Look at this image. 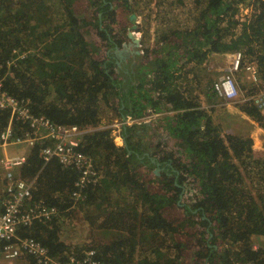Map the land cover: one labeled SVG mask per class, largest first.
<instances>
[{"label":"trees","instance_id":"16d2710c","mask_svg":"<svg viewBox=\"0 0 264 264\" xmlns=\"http://www.w3.org/2000/svg\"><path fill=\"white\" fill-rule=\"evenodd\" d=\"M128 1L0 0L3 88L28 98L31 111L55 125L94 128L78 150L92 159L101 177L81 189L77 205L106 240L66 247L57 235L56 214L21 227L19 234L36 239L52 257L67 249L80 258L93 250L101 264H134L136 254L144 259L141 264H264V247H254L251 239L264 236V153L254 154L251 137L223 135L213 124L199 101V92L206 91L195 71L207 57L236 51L241 66L256 65L264 86V0H155L154 11L148 8L151 0ZM116 4L123 15L129 11L132 23L141 16L135 26L144 47L130 73H122L106 51L122 37ZM240 4L250 6L244 22L236 17ZM86 17L92 20V43L81 24ZM101 49L97 58L95 50ZM237 108L264 129V116L251 100ZM150 110L169 112L164 117L171 146L153 147L146 124H136ZM111 114L137 121L125 127L126 145H115L111 128L99 127ZM9 116L0 109V131ZM11 127L13 137L30 131L14 119ZM45 144L27 147L18 174L33 182V200L61 212L73 202L79 172L56 159L44 163ZM155 166L158 175L147 171ZM100 202L105 209L99 214ZM142 228L164 241L150 252L137 251L134 241Z\"/></svg>","mask_w":264,"mask_h":264},{"label":"built area","instance_id":"2783aa9c","mask_svg":"<svg viewBox=\"0 0 264 264\" xmlns=\"http://www.w3.org/2000/svg\"><path fill=\"white\" fill-rule=\"evenodd\" d=\"M24 55L25 52L18 57L22 58ZM232 57L224 73L210 84L215 96L224 103L235 101L240 93L234 73L241 67L242 54L236 52ZM10 64H13V61H9L8 65ZM243 68L254 83L260 81L253 62L245 63ZM248 100H251L264 116V88ZM28 104V99L12 96L3 88V76L0 74V109L7 110L10 114L7 126L0 131V169L3 181L0 189V250L7 260L33 255L38 262L42 258L43 264H56L53 261L50 263L49 258L39 255L45 254L50 257L44 245L33 237L21 236L19 230L21 227H30L36 219H48L59 210L47 206L42 200L32 199V181L27 182L18 174V168L26 159L25 155L7 156L4 150L9 144L25 143L29 146L35 142H46L40 151L44 163L56 159L59 163L74 167L79 172V178L75 182L77 190L73 193L75 200L81 197L82 188L99 181L100 174L92 159L78 150L82 137L88 133L85 128L75 125H54L43 115L32 113ZM149 113L148 117L160 113L164 116L167 112L150 110ZM12 119L25 123L30 131L22 138L13 137ZM125 122H131L129 116L120 123ZM254 247L258 246L254 244ZM93 254L94 251L90 250L83 257L73 256L67 264H101L95 257L93 258Z\"/></svg>","mask_w":264,"mask_h":264},{"label":"rangeland","instance_id":"374dc122","mask_svg":"<svg viewBox=\"0 0 264 264\" xmlns=\"http://www.w3.org/2000/svg\"><path fill=\"white\" fill-rule=\"evenodd\" d=\"M152 2L150 3V5L148 6L149 10L154 11V7H155V0H151ZM128 3H131V0L128 1ZM117 5V4H116ZM115 7L112 5V8H116L117 9V13H116V19H117V26L120 28L121 27V35L122 37L125 36V32L127 31L126 28H128L129 30H132L135 34V36L139 37L140 42H139V46L138 47H134L135 49L139 50L140 52L136 55H134L133 57H131L130 59H128L129 61H127L126 64H122L123 68H122V73H125V71L127 72H131V65L133 64V69H135V66H137V60L139 58V54L142 53L141 50L143 49L144 45L142 42V33L141 31L137 30V27L135 26V24L140 23L141 21V16L140 15H136V19L135 22L132 23L131 22V16L129 11L127 10L126 14L123 15L122 12H118V8L119 10L123 11L122 6L120 7V5H117ZM239 11L236 14V17L239 19V21L244 22L246 20V17L248 16L249 12H250V6L247 5H239ZM82 8L77 9L76 12L77 13H81L82 12ZM92 20H89V17L86 18H82L81 20V24H83V26H85V28L87 29V39L89 41V43H92L95 40V35L93 30L89 29L88 26V22H90ZM133 27V28H132ZM121 37V38H122ZM49 38H47L48 40ZM149 46L151 47V49H153L154 42H153V34H149ZM230 49L232 48L231 46V42H230ZM109 49L111 50H106V51H113L112 47H109ZM96 51V57L97 58H101L100 54L102 52V49L99 50H95ZM23 52H20L19 54H21ZM236 53V51L232 52L229 51L228 53L225 54H216L218 55L217 57L212 58L214 55H212L210 58L207 57V59L204 60V62L202 64H200L197 68H196V74L198 75V77L200 78V81L202 83L203 89L205 88L206 91V95H204L201 91L199 92L198 96H199V101L201 103V106L206 108L209 113V116L212 119L213 124L218 125L221 133L223 135H225L226 133H243V131H246V133H250L255 137H260V135H262L264 133L263 128L259 125L256 124L259 128L256 127H251L248 118H246L245 116H241L244 114H240L238 113L237 110V104L239 103H243L244 102V98L246 100H248L251 96L255 95L256 93H258L260 90H262L264 88V86L261 85V82H257L254 83L251 79L249 74L247 73L246 70H244L243 65L245 63H249V62H245L244 64H242V66L240 67V69L234 73L238 88H239V96L237 97V99L235 101L229 102V103H224L222 100H220L219 98H217L214 94H212L211 90H210V84L216 80L220 75H222L225 71V69L227 68L228 64L232 61L233 59V54ZM131 61H133V63H131ZM116 69V68H115ZM52 72V70L50 69L49 72ZM118 74V71L116 72ZM118 78H121L120 75L117 76ZM242 83L244 85V88L241 87ZM28 99V98H25ZM29 100V99H28ZM245 100V101H246ZM29 105V104H28ZM30 108V107H29ZM31 110V109H30ZM32 112V111H31ZM33 113V112H32ZM44 116V115H43ZM130 117L131 122L129 123H120L122 120H126L127 117ZM163 116L162 113H160L159 115H152L150 117H148V115H146L143 121L141 122H137L136 120L132 119L130 115H126L124 118H113L112 114L110 117H105L104 120L102 121V123L99 125V127H109L111 128V138L112 141L115 143V145L117 146H122L124 144V130L126 126H129L135 122H137L136 124L138 125L139 123L142 124H146V127H144V131L147 130L150 132L149 129V124H153L154 125V133H152V137H154L153 139V147L159 146V149L164 145V144H168L169 146H171L172 144V137L170 134V130L169 127H167V123L168 121L166 119H162L161 117ZM247 116V115H246ZM45 117V116H44ZM249 117V116H248ZM157 118L158 121H155L153 119ZM48 119V118H47ZM153 120V121H152ZM50 121V120H49ZM255 122V120H253ZM51 122V121H50ZM52 123V122H51ZM118 123H120L118 125ZM55 125V124H54ZM92 129H94L93 127H88L85 128V130H87L88 132L91 131ZM263 132H261V130ZM262 133V134H261ZM262 138H264L263 136H261ZM264 139H262L263 141ZM264 143V142H263ZM252 146H254L255 149V153L257 155L263 154L264 151H262V149L260 147H263L262 145H258L257 147L252 144ZM27 145L25 143H16V144H9L6 149L4 150V152L6 153L7 156H15V155H25L26 154V150H27ZM262 152V153H261ZM152 168V167H151ZM155 167H153L152 169L147 170L148 172H153ZM161 169H158V173ZM100 174V172H99ZM158 175V174H155ZM101 177V174H100ZM100 181V178H99ZM29 182V181H27ZM96 184V183H95ZM3 186V181H2V173H1V169H0V189H2ZM88 187V186H86ZM85 187V188H86ZM110 187H113V190H117V188L111 184ZM32 189H33V182H32ZM108 189H105V191H108ZM75 197L71 196V199H73L72 204L67 207L66 210L63 211H57L56 215V227L58 229L57 231V235L59 236V239L66 245H70L73 248H76L78 246L81 245H86L87 243H90L92 240H102L105 241L106 239L101 238L100 236V232L96 229L93 228L91 226H89L86 222V218L84 215V212L82 209H80L77 205V200L74 199ZM109 201V199H108ZM101 202H105V200H102ZM100 204L97 206L98 210H101L100 213L104 212L105 208H102L103 205ZM106 213V210H105ZM19 236V235H18ZM31 237V236H28ZM36 240V239H35ZM37 241V240H36ZM164 241V239L159 235V234H155L154 232L150 231L147 228H142L141 230H139L138 236L135 239V245H136V250H140L142 247L143 251L146 252H150L152 246H160L161 243ZM40 243V242H39ZM264 246V243H262ZM255 245L258 246L257 242H255ZM85 248V247H84ZM84 248H82L81 253L83 252ZM48 250V249H47ZM141 254V252H137ZM48 255L51 257L46 256L45 254L40 256L42 257H46L49 258V262L51 263L52 261L56 264H67V262L70 260L71 257H73L72 255L76 254V251H68L67 249L64 252H60L58 253V256L56 257H52L49 253V251H47ZM21 261H23L24 263H29L31 258L28 257V255H23L21 257H18ZM0 259H4L6 261H11V260H7L3 257L2 252L0 250ZM34 261H32V263L30 262V264H43V259L40 258L39 262L36 261V258L34 257ZM136 261L134 264H141V262H145L143 258L139 259V256L136 254ZM17 260V259H14ZM29 261V262H28ZM12 262V261H11Z\"/></svg>","mask_w":264,"mask_h":264},{"label":"crops","instance_id":"0c3cea01","mask_svg":"<svg viewBox=\"0 0 264 264\" xmlns=\"http://www.w3.org/2000/svg\"><path fill=\"white\" fill-rule=\"evenodd\" d=\"M218 55H215V56H213L212 58H214V57H217ZM237 110H238V113H240V114H244L243 112H241V111H239V109L237 108ZM165 116V115H164ZM164 116H162L161 118L162 119H165V117ZM241 116H245L246 118H248V120H249V123L250 122H252V124L253 125H251V123H250V125H251V127H256V128H259L256 124H258L257 123V121H253V119L251 118V117H248V116H246L245 114L244 115H241ZM154 120V122L155 121H158L157 120V118H155V119H153ZM152 120V121H153ZM261 130V129H260ZM264 130V129H263ZM261 132H263L262 130H261ZM232 133H234V132H232ZM235 134H240V135H245V136H249V137H251L252 138V140H253V145H254V143H255V146L257 147L258 145H262L263 144V147H260L261 149H262V151H264V140L262 141V139H264V138H262L261 136H263L264 137V133L262 134V135H260V137H255V139H254V136L252 135V134H250V133H246V131H243V133H235ZM253 147V151H254V154L255 155H257L256 153H255V149H254V146H252ZM262 153V152H261ZM261 155V154H260ZM251 239H252V242H253V244H255V242H257V244H258V246L260 245L261 247H264L263 246V244L262 243H264V236L263 235H253V236H251ZM29 262V261H28ZM0 264H30V262L29 263H24L23 261H21L19 258H17V260H12V262L11 261H6V260H4V259H0Z\"/></svg>","mask_w":264,"mask_h":264},{"label":"water","instance_id":"95a60500","mask_svg":"<svg viewBox=\"0 0 264 264\" xmlns=\"http://www.w3.org/2000/svg\"><path fill=\"white\" fill-rule=\"evenodd\" d=\"M126 30L127 31L125 32V36H127V38L129 39V42H125V41L122 40L120 42L121 44H119L118 46L114 45V47H113V51H115V53L121 58L123 57L122 56L123 52H126L127 49L130 47V45L132 46V48L138 47L139 46V42H140L139 37L135 36V34H134V32L132 30H129L128 28H126ZM139 52L140 51L137 50V49L134 50V53L138 54ZM131 53H133L132 50H131ZM123 145H126L125 141H124ZM152 161H154V159H152ZM153 171H154V174H158V167H155V169ZM180 197H181V195H180Z\"/></svg>","mask_w":264,"mask_h":264},{"label":"flooded vegetation","instance_id":"af4514ba","mask_svg":"<svg viewBox=\"0 0 264 264\" xmlns=\"http://www.w3.org/2000/svg\"><path fill=\"white\" fill-rule=\"evenodd\" d=\"M125 41V42H129V39L127 38V36H124V37H122L121 39H120V41H119V43H116V44H114V45H116V46H118L119 44H121L120 42L121 41ZM114 46H112V48H113ZM131 50H132V52L133 53H131ZM134 50H136L135 48H132V46L130 45V47L127 49V51L126 52H123V54H122V58L121 57H119L116 53H115V51H111V52H109V53H111V57H113L114 59H115V63H116V66L118 67V69L119 70H121V68H123V66H122V64H126L127 63V61H129L128 59H130L131 57H133L134 55H136L137 53H134ZM118 63V64H117ZM131 63H133V61H131ZM133 65V64H132ZM132 65H131V67H132ZM125 72H127V71H125ZM149 129H150V132L151 133H154V131H153V129H154V125L153 124H149ZM149 143V142H148ZM154 144V143H153ZM145 154H151V153H149V152H145ZM155 167H157V166H155Z\"/></svg>","mask_w":264,"mask_h":264},{"label":"clouds","instance_id":"9594fccd","mask_svg":"<svg viewBox=\"0 0 264 264\" xmlns=\"http://www.w3.org/2000/svg\"><path fill=\"white\" fill-rule=\"evenodd\" d=\"M167 113H169V112H167ZM149 115H150V113L148 112V116H149ZM143 119H144V118H142V119H141L140 121H138V122H141V121H143Z\"/></svg>","mask_w":264,"mask_h":264}]
</instances>
